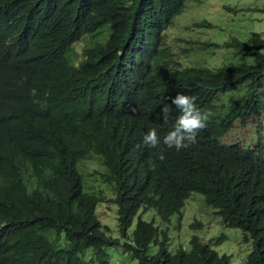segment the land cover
Masks as SVG:
<instances>
[{
  "label": "trees",
  "instance_id": "1",
  "mask_svg": "<svg viewBox=\"0 0 264 264\" xmlns=\"http://www.w3.org/2000/svg\"><path fill=\"white\" fill-rule=\"evenodd\" d=\"M33 1L40 2L42 13L59 18L65 12L62 18L65 22L84 26L93 33L119 26L126 33L146 21L151 33L147 40L152 44L159 41L161 31L171 24L170 19L163 21L155 10L159 7L182 10L186 2ZM254 10L264 12V8ZM17 32L14 28L13 33ZM88 48L94 53L92 49L97 47ZM2 58L16 60L6 50ZM255 61L259 66L240 64L238 70L212 72L221 77L218 83L204 73L187 77V81L192 86L211 87L245 84L264 72V56L259 51L255 52ZM106 66L107 78L118 84L121 79L113 69V62H107ZM165 66L156 74H165ZM127 70L121 68L122 72ZM7 95L9 105L0 102L3 112L0 115V264H113L108 252L111 247L120 248L124 258L134 264H232L231 255L217 249L225 237L204 241L195 233L189 248L179 246L172 252L168 247L169 227L164 229L155 219L144 218V213L151 211L162 223H170L175 215L180 219L185 200L193 190L202 194L223 223L240 228L243 238L251 242L252 250L244 264H264V216L257 223L246 216L251 206L255 211H264V148L220 144L218 137L232 124L228 117L209 122L211 130H218L212 150L196 155L186 148L175 150L162 144L149 148L143 144L147 130H157L175 115L172 108H168L166 115L162 114L143 84L136 85L130 103L118 100L113 103L112 124L105 127L109 133L87 122L89 119L78 110L74 121L68 122L73 125L71 137L61 133V129L73 114L74 106L66 105L61 113H55L59 127L48 135L22 109L17 102L18 93ZM263 98L253 97L251 109L262 110ZM203 99V105L210 108L215 97L204 93ZM162 132L157 131V136L166 134ZM32 141L44 142L46 147L33 146ZM50 145L54 148L49 149ZM68 150L77 153L72 155ZM91 152L100 157L101 169H79L86 153ZM216 160L226 165L222 170L206 174L209 163ZM172 168L185 169V174L174 175ZM99 173L102 177L95 179ZM161 176L167 177L163 182L155 181ZM98 181L110 185L106 188L99 185L96 190ZM84 183L93 192L87 191ZM113 192L115 196L108 197ZM109 203L118 216L120 238L126 241L109 235L110 228L102 225L99 210ZM135 221L134 229L129 232ZM201 227V221L191 224L195 230Z\"/></svg>",
  "mask_w": 264,
  "mask_h": 264
},
{
  "label": "clouds",
  "instance_id": "2",
  "mask_svg": "<svg viewBox=\"0 0 264 264\" xmlns=\"http://www.w3.org/2000/svg\"><path fill=\"white\" fill-rule=\"evenodd\" d=\"M193 1L196 0H186L182 10L174 7H159L155 10L154 13L160 14L163 21L170 19L171 24L161 31L159 41L152 44L147 40L151 33L146 21L126 33L122 26L117 29L102 28L100 33H93L84 26L65 22L62 19L65 12L59 18L42 13L40 2L0 0V102L9 105L7 94L18 93L20 97L17 102L48 135L58 129L60 121L55 113H61L62 107L66 105L74 106L75 109L61 133L71 137L73 125L68 122L74 121L78 110L89 119L87 122L109 133L105 127L112 124L110 115L113 103L117 100L130 103L136 85L143 84L162 114L166 115L168 108L175 110V115L157 130H147L136 122L141 129L147 130L143 136V144L147 147L155 148L162 144L175 150L186 148L196 155L211 152L213 138L218 130H211L209 122L228 117L232 124L218 137L220 144L245 149L257 145L264 148V103L262 110L251 109L253 97L264 96V72L261 77L257 76V79L245 84L224 83L211 87L192 86L187 81V77L204 73L214 83H218L221 77L213 75L214 71L238 70L240 64L259 66L255 61V52L259 51L264 56V37L261 31L252 32L247 39L236 36L214 37L203 31V28L214 27L208 17L192 16L194 26L184 27L178 34L190 38L181 37L168 42V29H173L176 22L186 16V9ZM225 8L231 9L230 6ZM14 28L19 32L13 33ZM254 35L258 39L252 38ZM208 39L212 42L199 41ZM88 46L97 48L92 49L94 53H90L91 48ZM199 48L209 50L203 53L201 64L189 63L181 58V55H189ZM5 50L16 60L3 59ZM222 51H225L224 55ZM109 61L113 62V69L121 79L118 84L107 78L106 64ZM162 66H165V74H156ZM122 67L128 69L127 72H122ZM5 70L12 73L6 74L3 72ZM204 93H212L215 97L210 108L203 105ZM0 115H3L2 110ZM249 119L254 123L256 120L255 133L249 132L254 139L246 142L224 140L236 124L247 125ZM157 131L166 134L158 137ZM32 145L46 147L44 142L32 141ZM53 148L50 145L49 149ZM68 151L72 155L77 153ZM86 154L82 161L79 159V169L85 167L94 156L102 164L97 153ZM225 165L220 160L209 163L206 174L222 170ZM172 171L174 175L185 174V169L172 168ZM166 177H158L155 181L163 182ZM193 193L202 195L193 190L187 200ZM189 206L195 208L194 205ZM255 212L258 216H255ZM246 216L257 223L264 216V211H255L254 206H251ZM193 221L199 220L195 218ZM101 222L109 227L102 219ZM203 226L202 223L200 229ZM115 238L126 241L124 238ZM243 241L247 240L243 238ZM246 243L251 244L248 241ZM110 260L112 262L111 256Z\"/></svg>",
  "mask_w": 264,
  "mask_h": 264
},
{
  "label": "rangeland",
  "instance_id": "3",
  "mask_svg": "<svg viewBox=\"0 0 264 264\" xmlns=\"http://www.w3.org/2000/svg\"><path fill=\"white\" fill-rule=\"evenodd\" d=\"M230 6L231 9L225 8ZM256 8H264V0H196L189 4L186 9V16L180 18L173 29H168L167 40L173 42L177 38L186 37L178 35L180 31L186 27L190 28L194 26L195 22H192V16H206L213 23L212 28H203L204 32H208L214 37L223 36H236L240 39H247L252 32H260L264 37V12H255ZM209 36H206L207 38ZM200 42H212L211 39L199 40ZM207 48H199L192 51L189 55H181L186 62L201 64L204 60L205 52H208ZM224 55L225 51L221 52ZM247 125L240 123L236 124L232 130L224 137L226 142L241 141L246 142L254 139L249 132L255 133V123L252 119L247 120ZM237 132H240L238 134ZM97 158L94 156L93 160L89 161L85 167H95L100 170L101 165ZM102 177L98 175L95 179ZM85 184L87 191L93 192L91 188ZM106 188L108 185L102 181L97 183L98 190L100 187ZM114 192L109 193L108 197H114ZM194 205V207L189 206ZM108 206V207H107ZM107 206L100 207V217L103 223L107 224L110 229L108 234L113 237H120V229L118 216L116 210H113V206L109 203ZM117 209V206L114 205ZM144 218L155 219L157 224L162 228L168 229L169 236V249L175 252L179 246L189 248L190 236L194 233L201 235L203 240L208 241L213 238L215 241L221 237H226L217 246V249L221 253H228L231 255L232 264H244L245 259L248 257L252 250L251 244L243 241L242 231L239 228H233L227 226L222 222L220 216L215 213V209L208 206L204 197L198 193H193L191 197L186 201L185 208L183 210V218L180 220L178 215L172 217L170 223H162L160 219L151 211L144 213ZM197 218L201 221L204 226L200 230H191L189 227L192 220ZM194 222V221H193ZM136 224L130 228L129 232H132ZM197 231V232H195ZM109 255L111 256L113 264H134V262L128 258H124L120 248L111 247L108 249Z\"/></svg>",
  "mask_w": 264,
  "mask_h": 264
}]
</instances>
